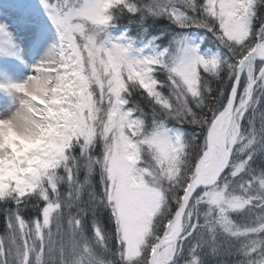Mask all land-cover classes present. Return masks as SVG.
Masks as SVG:
<instances>
[{
	"label": "snow or ice",
	"instance_id": "1",
	"mask_svg": "<svg viewBox=\"0 0 264 264\" xmlns=\"http://www.w3.org/2000/svg\"><path fill=\"white\" fill-rule=\"evenodd\" d=\"M41 2L54 45L0 83V264H264V0Z\"/></svg>",
	"mask_w": 264,
	"mask_h": 264
},
{
	"label": "bare ground",
	"instance_id": "2",
	"mask_svg": "<svg viewBox=\"0 0 264 264\" xmlns=\"http://www.w3.org/2000/svg\"><path fill=\"white\" fill-rule=\"evenodd\" d=\"M1 2L4 0H0ZM3 8V6H2ZM4 10V11H3ZM20 22L11 21V14L7 7L0 11V25L5 27V31L11 29L15 25H21ZM18 30H13L11 32H6V36H0V50L6 51V55L9 59L4 60L3 57H0V83H20L24 71L30 67H35L42 61L38 60L36 53L43 55L45 58L46 53L49 48L53 46V43L46 42L42 50H31V56L27 53L21 54L15 46H11L13 36L16 35L18 40H20L21 34L17 32ZM9 44V45H8ZM22 47H24L22 45ZM34 71H32V74ZM29 75H26L24 81L27 80ZM23 81V82H24ZM19 108V94L16 93H7L5 91H0V117L8 116L18 110Z\"/></svg>",
	"mask_w": 264,
	"mask_h": 264
},
{
	"label": "rangeland",
	"instance_id": "3",
	"mask_svg": "<svg viewBox=\"0 0 264 264\" xmlns=\"http://www.w3.org/2000/svg\"><path fill=\"white\" fill-rule=\"evenodd\" d=\"M2 6L3 8L7 7L10 11L11 21L22 23L21 25H15L6 32L13 30L25 32L28 36H31V40L34 42L32 47L38 51L43 49L46 42L50 41L54 45L56 39L55 29L48 18L41 0L0 1L1 12ZM6 55H8L6 51L0 50V57H3L4 60L9 59Z\"/></svg>",
	"mask_w": 264,
	"mask_h": 264
},
{
	"label": "trees",
	"instance_id": "4",
	"mask_svg": "<svg viewBox=\"0 0 264 264\" xmlns=\"http://www.w3.org/2000/svg\"><path fill=\"white\" fill-rule=\"evenodd\" d=\"M125 22H126V21H125ZM152 23H153L152 20L147 21V24H148V25H151ZM155 23L158 24V25H162V24H165V23H167V22L164 21V20H160V21H156ZM150 31H151V29H150ZM132 34L135 35V29H133V33H132ZM2 232H3V226L0 225V233H2Z\"/></svg>",
	"mask_w": 264,
	"mask_h": 264
},
{
	"label": "clouds",
	"instance_id": "5",
	"mask_svg": "<svg viewBox=\"0 0 264 264\" xmlns=\"http://www.w3.org/2000/svg\"><path fill=\"white\" fill-rule=\"evenodd\" d=\"M13 115V113L12 114H10V115H8V116H12ZM3 118H8V117H3Z\"/></svg>",
	"mask_w": 264,
	"mask_h": 264
}]
</instances>
